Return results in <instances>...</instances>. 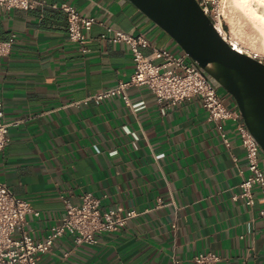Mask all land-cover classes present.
<instances>
[{
    "label": "crops",
    "instance_id": "1",
    "mask_svg": "<svg viewBox=\"0 0 264 264\" xmlns=\"http://www.w3.org/2000/svg\"><path fill=\"white\" fill-rule=\"evenodd\" d=\"M42 1L0 9V40L16 37L0 59L5 120L19 122L0 153V182L39 212L25 225L37 242L58 225L63 198L79 205L89 193L103 211L136 216L96 245L77 247L67 234L38 264H195L206 253L220 264H264V202L258 191L254 207L233 199L249 174L235 125L219 131L198 98L165 109L147 87L128 91L130 107L120 97L91 99L134 72L130 48L103 38L109 29L145 36V55L182 56L180 46L126 0ZM62 4L97 19L88 53L69 40Z\"/></svg>",
    "mask_w": 264,
    "mask_h": 264
},
{
    "label": "built area",
    "instance_id": "2",
    "mask_svg": "<svg viewBox=\"0 0 264 264\" xmlns=\"http://www.w3.org/2000/svg\"><path fill=\"white\" fill-rule=\"evenodd\" d=\"M197 1L217 29L218 26L222 27L213 16L209 2ZM43 5L42 0H0V9L3 10L28 11ZM58 8L66 14L69 40L79 45L82 53H88L89 50L85 45L87 33L97 23V19L87 17L67 4H62ZM108 31L111 36L103 37L107 42L123 43L130 48L134 72L128 80L118 81L114 87L97 93L91 99L101 101L120 97L130 107L128 91L131 88L140 87L149 88L157 103L165 109H170L187 99H200L207 111L208 121L215 123L219 131L223 132L230 123L236 126L241 146L245 150L249 174L238 185L239 194L233 199H244L247 206L254 207L255 192L258 191L264 202V169L261 166L264 153L260 145L252 138L237 106L229 108L226 105L218 89L208 81L206 74L185 52L184 55L177 56L167 49L159 48L153 49L150 55H145L142 49L150 47L145 36L134 37L112 29ZM15 38L14 35L7 41L0 40V59L11 53ZM229 43L232 46L231 42ZM254 56L260 61L258 56ZM17 124L19 122L8 123L5 120L4 100L0 88V153L9 145L10 128ZM224 142L228 145L226 138ZM63 202L65 212L58 225L46 239L37 242L25 230V225L28 215L38 217L39 212L33 209L31 204L19 201L12 190L0 182V264H38L42 255L52 253L55 241L67 234L71 235L77 247L96 245L99 235L117 232L136 216L133 211L126 215L112 210L103 211L100 199L89 193L82 196L79 205H74L64 198ZM259 217L264 221V208L259 211ZM193 262L220 264L222 259L215 253H206L196 256Z\"/></svg>",
    "mask_w": 264,
    "mask_h": 264
},
{
    "label": "water",
    "instance_id": "3",
    "mask_svg": "<svg viewBox=\"0 0 264 264\" xmlns=\"http://www.w3.org/2000/svg\"><path fill=\"white\" fill-rule=\"evenodd\" d=\"M165 31L235 101L264 153V63L235 50L197 0H126Z\"/></svg>",
    "mask_w": 264,
    "mask_h": 264
},
{
    "label": "bare ground",
    "instance_id": "4",
    "mask_svg": "<svg viewBox=\"0 0 264 264\" xmlns=\"http://www.w3.org/2000/svg\"><path fill=\"white\" fill-rule=\"evenodd\" d=\"M229 2H230V5L234 8L236 13L238 14L237 17H239V19L244 21V26L247 25L250 28V30L253 32L252 34V32L250 31L251 34L257 40L258 45H259L257 47L254 45L253 47L259 48L260 50L264 51V0H229ZM237 22L241 23L242 21L240 22L239 20H237ZM218 30L226 40L231 42L235 50H237L240 53H244V54L246 53L249 56L251 55L253 58L255 57L254 55L256 54L257 51H255V53H251L252 51L250 52V50L246 48L247 46H245L241 42L242 40L240 42L235 41L233 39L229 40L224 35V32L221 26H218ZM244 31L245 30H243L242 32L244 33ZM244 34L246 35V32ZM256 56L259 57L260 54H257Z\"/></svg>",
    "mask_w": 264,
    "mask_h": 264
},
{
    "label": "rangeland",
    "instance_id": "5",
    "mask_svg": "<svg viewBox=\"0 0 264 264\" xmlns=\"http://www.w3.org/2000/svg\"><path fill=\"white\" fill-rule=\"evenodd\" d=\"M209 2L210 9H212V14L216 18L217 22L222 25V30L224 32V35L229 39H233L235 41H241L246 48L250 50L251 53H255V55L260 54L259 59L261 62L264 63V51L260 50L259 48H254L259 46L257 40L252 35L253 32L250 30V28L244 26V21L239 19L238 14L234 10V8L230 5L229 0H205ZM239 20L241 23L237 22ZM243 24V26H242ZM242 27V29H241ZM245 29H244V28ZM244 33L246 32V35ZM252 34H251V32ZM241 32V33H240ZM248 32V33H247ZM251 34V35H250ZM249 35V36H247ZM254 37V38H253ZM255 39V40H254ZM245 42V43H244ZM249 43V44H248ZM244 48V49H246ZM219 95L221 93H226L223 89H218Z\"/></svg>",
    "mask_w": 264,
    "mask_h": 264
}]
</instances>
